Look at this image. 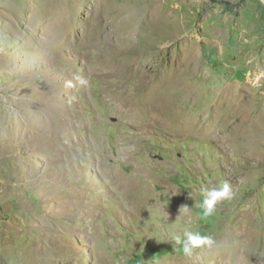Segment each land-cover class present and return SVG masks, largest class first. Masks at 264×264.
Returning a JSON list of instances; mask_svg holds the SVG:
<instances>
[{"label":"rangeland","instance_id":"1","mask_svg":"<svg viewBox=\"0 0 264 264\" xmlns=\"http://www.w3.org/2000/svg\"><path fill=\"white\" fill-rule=\"evenodd\" d=\"M257 263L264 0H0V264Z\"/></svg>","mask_w":264,"mask_h":264},{"label":"clouds","instance_id":"2","mask_svg":"<svg viewBox=\"0 0 264 264\" xmlns=\"http://www.w3.org/2000/svg\"><path fill=\"white\" fill-rule=\"evenodd\" d=\"M201 193L203 196V199L199 205L201 219L211 217L214 214L216 205L219 202L233 198L231 186L227 182H223L219 186L202 188ZM181 208L185 214L188 213L189 207L187 205L181 206L179 209ZM172 239L174 245L173 250L186 256H191L196 249H199L202 246H211L213 243V240L210 236L202 235L198 230L184 231L182 235H174Z\"/></svg>","mask_w":264,"mask_h":264},{"label":"bare ground","instance_id":"3","mask_svg":"<svg viewBox=\"0 0 264 264\" xmlns=\"http://www.w3.org/2000/svg\"><path fill=\"white\" fill-rule=\"evenodd\" d=\"M154 10V9H153ZM141 14V13H140ZM145 15V14H144ZM143 15V17H144ZM147 15V14H146ZM151 15V13H150ZM149 15V16H150ZM156 17H157V14H156ZM148 18V17H147ZM156 19V18H155ZM158 22V21H157ZM144 25V23H143ZM147 26V25H146ZM138 27V26H137ZM145 29V28H144ZM151 30V29H150ZM152 34V33H150ZM155 35V34H154ZM150 38V37H149ZM176 77V76H175ZM175 81V80H174ZM176 83V82H175ZM174 84V83H173ZM179 84V83H178ZM214 84V83H213ZM216 86V85H215ZM169 87V86H168ZM178 88V87H177ZM217 88L216 90H212V92L214 93H211L210 90L207 89L208 91V95L210 96V99L212 100L211 103H214L212 107H214V111L218 112L219 115H220V112L224 109V108H229V110H231V112H235V110H238L239 108V103H238V96L237 94L235 93L234 89L231 88L230 86H221L219 87V85H217ZM173 89V88H172ZM206 90V89H205ZM204 91V90H203ZM202 91V92H203ZM206 92V91H205ZM204 92V94H205ZM177 93V92H176ZM175 93V94H176ZM178 94V93H177ZM180 96V95H179ZM206 96V95H205ZM172 97H175L174 95H171L169 94V99L172 98ZM206 98V97H205ZM156 100V98H155ZM148 101V99H147ZM147 103V102H145ZM149 104V103H147ZM147 106V105H146ZM144 107V106H143ZM149 109H151V106L149 105L148 106ZM212 109V108H211ZM148 110V109H147ZM154 110V108H153ZM156 110V109H155ZM149 111V110H148ZM157 112V111H156ZM227 114V113H226ZM228 115V114H227ZM223 118V117H222ZM236 124V123H235ZM114 176V175H113ZM121 180V179H120ZM121 185H122V181L119 182ZM118 183V184H119ZM124 184V183H123ZM118 188V187H117ZM116 188V189H117ZM122 188V187H121ZM124 189V190H123ZM122 190L124 191V193H129L130 192V195H131V192L133 193L134 189L133 188H128L126 185H125V188H123ZM135 192V191H134ZM140 195V194H139ZM129 196V194H128ZM137 196V195H136ZM135 196V197H136ZM142 196V195H141ZM140 197V196H139ZM143 197V196H142ZM147 197V196H146ZM145 197V198H146ZM141 198V197H140ZM144 199V197H143ZM144 200H142L141 202H143ZM136 208V207H135ZM247 218V216H245ZM243 219V218H242ZM245 221V220H244ZM251 222V221H250ZM249 222V223H250ZM253 219H252V224H253ZM233 229V228H232ZM237 229V228H236ZM234 230V229H233ZM241 233L235 231L234 235L237 237V238H240V240L242 239L241 236H240ZM246 235V234H245ZM243 237V236H242ZM259 264V263H257Z\"/></svg>","mask_w":264,"mask_h":264}]
</instances>
